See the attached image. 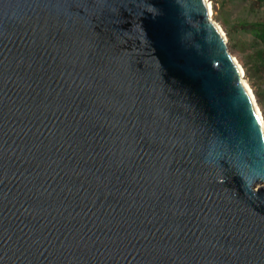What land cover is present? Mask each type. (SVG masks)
<instances>
[{
  "label": "water",
  "instance_id": "water-1",
  "mask_svg": "<svg viewBox=\"0 0 264 264\" xmlns=\"http://www.w3.org/2000/svg\"><path fill=\"white\" fill-rule=\"evenodd\" d=\"M0 264H264V120L209 0H0Z\"/></svg>",
  "mask_w": 264,
  "mask_h": 264
},
{
  "label": "rangeland",
  "instance_id": "rangeland-1",
  "mask_svg": "<svg viewBox=\"0 0 264 264\" xmlns=\"http://www.w3.org/2000/svg\"><path fill=\"white\" fill-rule=\"evenodd\" d=\"M233 56L244 72L264 120V46L247 25L264 23V0H209Z\"/></svg>",
  "mask_w": 264,
  "mask_h": 264
},
{
  "label": "trees",
  "instance_id": "trees-1",
  "mask_svg": "<svg viewBox=\"0 0 264 264\" xmlns=\"http://www.w3.org/2000/svg\"><path fill=\"white\" fill-rule=\"evenodd\" d=\"M247 26L249 27L250 32L253 34L254 38L264 46V23L254 22Z\"/></svg>",
  "mask_w": 264,
  "mask_h": 264
},
{
  "label": "bare ground",
  "instance_id": "bare-ground-1",
  "mask_svg": "<svg viewBox=\"0 0 264 264\" xmlns=\"http://www.w3.org/2000/svg\"><path fill=\"white\" fill-rule=\"evenodd\" d=\"M213 13V12H212ZM220 26V25H219ZM222 29V28H221ZM223 31V30H222ZM239 64V63H238ZM240 65V64H239ZM241 67V66H240ZM241 69H242V67H241ZM243 71V70H242ZM247 83V82H246ZM249 88H250V86H249ZM250 90H251V88H250ZM252 91V90H251ZM253 93V92H252ZM254 95V94H253ZM260 109V108H259Z\"/></svg>",
  "mask_w": 264,
  "mask_h": 264
}]
</instances>
